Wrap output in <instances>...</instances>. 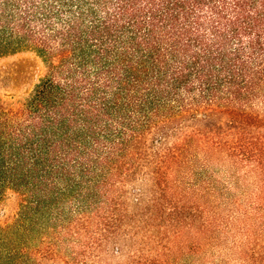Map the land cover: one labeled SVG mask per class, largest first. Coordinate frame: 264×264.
Returning a JSON list of instances; mask_svg holds the SVG:
<instances>
[{
	"label": "trees",
	"instance_id": "16d2710c",
	"mask_svg": "<svg viewBox=\"0 0 264 264\" xmlns=\"http://www.w3.org/2000/svg\"><path fill=\"white\" fill-rule=\"evenodd\" d=\"M0 264H264V0H0Z\"/></svg>",
	"mask_w": 264,
	"mask_h": 264
},
{
	"label": "rangeland",
	"instance_id": "374dc122",
	"mask_svg": "<svg viewBox=\"0 0 264 264\" xmlns=\"http://www.w3.org/2000/svg\"><path fill=\"white\" fill-rule=\"evenodd\" d=\"M47 68L43 59L34 52H21L0 61V98L14 105L30 94L45 74ZM17 198L10 195L0 206V221L9 222L17 209ZM193 247L191 254L175 259L173 264H202L204 257Z\"/></svg>",
	"mask_w": 264,
	"mask_h": 264
}]
</instances>
